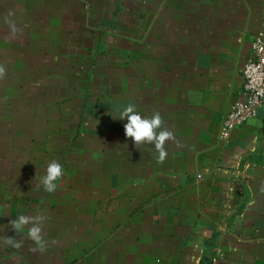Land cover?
<instances>
[{"label": "crops", "instance_id": "obj_1", "mask_svg": "<svg viewBox=\"0 0 264 264\" xmlns=\"http://www.w3.org/2000/svg\"><path fill=\"white\" fill-rule=\"evenodd\" d=\"M263 28L264 0H0V264H264V107L219 140ZM127 105L173 132L163 163ZM40 213L42 253L9 225Z\"/></svg>", "mask_w": 264, "mask_h": 264}, {"label": "clouds", "instance_id": "obj_2", "mask_svg": "<svg viewBox=\"0 0 264 264\" xmlns=\"http://www.w3.org/2000/svg\"><path fill=\"white\" fill-rule=\"evenodd\" d=\"M10 38H16L20 29L17 28L14 21H7ZM6 76L5 67L0 64V80ZM120 120H126L124 132L126 138L133 141L134 147L140 150L144 145H152L158 154L157 162L163 163L167 157L165 144L174 140V134L164 126V120L159 111L154 112L150 117H142L133 105L125 106L119 116L115 117ZM64 176V169L57 161L52 160L48 163L45 174L38 179L37 187H42L43 191L54 193L57 190L58 182ZM37 179V176L34 180ZM48 217L42 213L36 215H19L14 220L9 221V225L14 232L23 233L27 230V239L30 240L34 247L33 252H44L48 242L43 235V224ZM0 243L4 246L19 250L23 247L24 241L17 236H2ZM53 244L56 241H52Z\"/></svg>", "mask_w": 264, "mask_h": 264}, {"label": "built area", "instance_id": "obj_3", "mask_svg": "<svg viewBox=\"0 0 264 264\" xmlns=\"http://www.w3.org/2000/svg\"><path fill=\"white\" fill-rule=\"evenodd\" d=\"M241 74L244 101L232 105L222 121L219 140L223 143L229 141L235 129L254 120L264 107V28L253 38L251 54L243 63Z\"/></svg>", "mask_w": 264, "mask_h": 264}]
</instances>
